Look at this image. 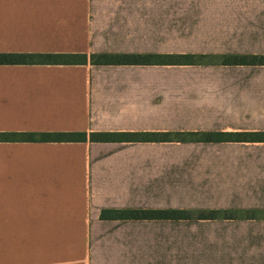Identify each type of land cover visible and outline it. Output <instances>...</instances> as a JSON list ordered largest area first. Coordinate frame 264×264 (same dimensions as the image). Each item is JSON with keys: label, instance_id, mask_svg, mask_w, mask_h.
<instances>
[{"label": "crops", "instance_id": "0c3cea01", "mask_svg": "<svg viewBox=\"0 0 264 264\" xmlns=\"http://www.w3.org/2000/svg\"><path fill=\"white\" fill-rule=\"evenodd\" d=\"M0 52L87 55L0 64V132H264V64L221 62L264 55V0H0ZM0 264H264V140L0 141Z\"/></svg>", "mask_w": 264, "mask_h": 264}, {"label": "trees", "instance_id": "16d2710c", "mask_svg": "<svg viewBox=\"0 0 264 264\" xmlns=\"http://www.w3.org/2000/svg\"><path fill=\"white\" fill-rule=\"evenodd\" d=\"M205 55L193 54H132V53H101L90 55V62L94 64H151V63H195ZM85 54L67 53H12L0 52V64L26 63H84ZM224 64H264V55H224L221 57ZM128 141V140H196L221 141L235 140H264V132H0V141ZM246 217H253L254 211H244ZM233 218L232 212L216 209L192 212L186 209H122L102 210V219H187V218Z\"/></svg>", "mask_w": 264, "mask_h": 264}]
</instances>
